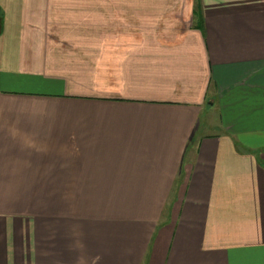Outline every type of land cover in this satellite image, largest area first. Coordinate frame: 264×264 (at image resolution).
Wrapping results in <instances>:
<instances>
[{
	"label": "crops",
	"instance_id": "obj_1",
	"mask_svg": "<svg viewBox=\"0 0 264 264\" xmlns=\"http://www.w3.org/2000/svg\"><path fill=\"white\" fill-rule=\"evenodd\" d=\"M0 264H264V0H0Z\"/></svg>",
	"mask_w": 264,
	"mask_h": 264
}]
</instances>
